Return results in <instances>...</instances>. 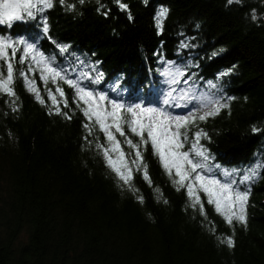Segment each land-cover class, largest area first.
I'll return each mask as SVG.
<instances>
[{
    "label": "trees",
    "instance_id": "1",
    "mask_svg": "<svg viewBox=\"0 0 264 264\" xmlns=\"http://www.w3.org/2000/svg\"><path fill=\"white\" fill-rule=\"evenodd\" d=\"M121 2L127 11L116 0H66L63 6L54 0L35 20L0 25V37L35 42L67 78L125 107L139 103L176 115L189 108H201L202 114L212 106L207 101L226 104L217 115L190 125L179 151L191 154L192 134L207 133L200 139L209 157L202 174L235 182L234 190H250L247 223H227L197 191L202 216L186 188L177 190L175 170L170 176L151 143L140 148L149 183L143 167L131 163L135 154L125 137L115 133L132 170L130 190L96 146L110 147L104 134L94 125L92 135L84 128L87 121L73 103L75 90L58 81L68 102L59 108L71 119L57 115L48 98L51 90L60 100L57 85L41 81L30 57L20 64L18 46L15 97L0 92V264H264V0ZM68 4L75 8L68 11ZM160 7L168 14L158 31L154 17ZM60 46L67 51L60 52ZM30 65L28 79L35 81L43 104L19 75ZM0 75L6 76L4 61ZM173 77L180 83L170 84ZM172 89L176 97L184 90L196 93L205 106L197 101L180 108L164 105ZM257 162L254 179L241 183ZM226 237L234 247L221 243Z\"/></svg>",
    "mask_w": 264,
    "mask_h": 264
},
{
    "label": "snow or ice",
    "instance_id": "2",
    "mask_svg": "<svg viewBox=\"0 0 264 264\" xmlns=\"http://www.w3.org/2000/svg\"><path fill=\"white\" fill-rule=\"evenodd\" d=\"M65 2L66 0H59L62 6L65 5ZM79 2L83 4L84 0H79ZM233 2L234 0H228L229 4ZM116 3L122 11H127V5L122 3L121 0H116ZM53 6L54 0H0V25L11 27L13 22L16 21H25L26 19L35 20L38 15L42 16L44 12ZM74 8V4L67 5L68 11H72ZM97 11H100V9L98 8ZM167 14V8L160 7L157 10L154 20L158 31L162 30V22ZM104 15L107 16V12ZM128 18L129 20L132 19L130 13ZM41 24L43 33L47 35L49 25L46 16L42 17ZM18 46L19 50H22L19 63L24 64L30 57L35 67L40 71L41 81L47 85L49 80H51L53 84L57 85L55 93L59 94V101L51 90L48 91V98L52 101L57 115H64L66 119H71L66 113L61 112L59 108L60 102H63L64 107H68V102L65 98L64 91L58 85V81H64V83L75 90L76 98L73 103L81 109L87 121L84 124V128L88 135H92V126L94 125L104 134V139L110 147L105 148L101 144H97L96 146L102 151L108 167L124 185L129 186L130 190L134 191L130 183L132 180V170L126 160V154L120 146L121 142L116 139L115 133L125 137L124 143L135 154L131 163L136 165L137 170L143 167L145 180H149V177L147 175L146 165H143L140 148L151 143L154 153L159 156L163 167L168 171L170 176L172 175V169L175 170L173 182L179 186L177 190L179 188H186L191 206L195 208L199 205L202 216H205L206 213L199 196L196 195L197 191H202L206 194L208 198L207 202L214 205L216 212L223 215L227 223L232 224L233 220H236L246 225V205L250 190L237 191L234 190L235 182H221L218 179H212L202 174L205 165L201 161H207L209 157L206 154V150L200 145V139L202 137L205 139L208 138L207 133L202 129H198L192 134L191 154L188 151H179L189 139V126L195 125L197 120L204 121L209 116L217 115L221 108L227 106L226 104L219 103V101H207V104L212 106L210 110L203 111L202 114H198L201 108H189L187 113L176 115L162 108L145 107L139 103L134 106L130 105L125 107L121 103L109 100L106 95L96 93L86 86H83L82 81H74L73 79L67 78L62 74L63 69L58 70L54 66L55 62L53 58L46 57L37 49L35 42H29L23 38L12 40L0 37V61H4L6 64V76L0 75V92H4L9 97H15V92L11 88V85L14 82L13 60L16 59ZM59 51L66 52L67 48L60 46ZM33 70V66L30 65L28 66L27 72H20L19 75L24 79L25 86L28 90L35 93L36 99L43 104L45 101L41 98L39 90L35 87V81L28 79V73L33 72ZM164 75L170 76L172 74L166 72ZM177 75H183V73H177ZM89 79L92 78L89 77ZM93 82L97 83L98 79L93 80ZM169 83L178 84L180 80L173 77ZM213 87L215 86L213 85ZM176 91L177 89L168 91L162 103L168 107L180 108L188 107V103L191 101H197L202 107L205 106L204 101L197 100L196 93L184 90L176 97L173 95ZM174 101H184V103ZM12 103L15 104V100ZM12 111H18V108L13 107ZM125 113H127V116H125ZM125 126L128 131L139 138L138 144L126 137ZM256 130L253 128V131ZM112 153L117 154L115 159L111 155ZM193 154L200 157L201 160H193L191 158ZM227 175L229 174L225 172V176ZM254 177L255 170L245 176L241 183H246L254 179ZM140 200L143 202L142 197H140ZM221 243L226 244L229 248L234 247V241L231 237L224 238L221 240Z\"/></svg>",
    "mask_w": 264,
    "mask_h": 264
},
{
    "label": "rangeland",
    "instance_id": "3",
    "mask_svg": "<svg viewBox=\"0 0 264 264\" xmlns=\"http://www.w3.org/2000/svg\"><path fill=\"white\" fill-rule=\"evenodd\" d=\"M170 64H173V63L170 62V63L168 64V67L171 66ZM113 158L115 159V158H116V155L113 156ZM199 160H201L200 157H199ZM201 162L204 163V165H205L204 170H208V168H207L208 165L206 164V162H205V161H201ZM246 168H247V167H246ZM258 168H259V166H258V162H257L256 164H254V165H252L251 167H249V168H248V173H247V174L244 173V175H248L250 172H252L253 170H255V176H256V173H257ZM222 169H223V168H222ZM225 172H227L228 174H230L228 170L223 169V170H222V174H223L224 176H225ZM228 176H229V175H227V176H225V177H228Z\"/></svg>",
    "mask_w": 264,
    "mask_h": 264
}]
</instances>
